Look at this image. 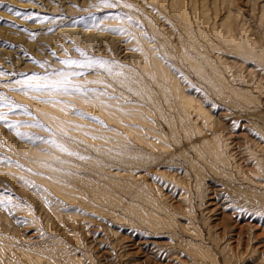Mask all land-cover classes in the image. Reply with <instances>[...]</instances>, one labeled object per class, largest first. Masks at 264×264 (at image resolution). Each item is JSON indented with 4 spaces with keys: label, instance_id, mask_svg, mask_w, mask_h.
<instances>
[{
    "label": "rangeland",
    "instance_id": "374dc122",
    "mask_svg": "<svg viewBox=\"0 0 264 264\" xmlns=\"http://www.w3.org/2000/svg\"><path fill=\"white\" fill-rule=\"evenodd\" d=\"M110 2L0 0V264H30L24 249L49 264H224L225 254L232 264H263L264 0H218L216 10L209 0L208 24L182 21L156 0ZM228 7L239 47L212 24ZM119 13L132 20L122 30L113 27ZM241 25L249 34L240 40ZM152 55L212 124L185 112L169 80L147 69ZM86 88L123 108L143 107L148 123H125L151 127L162 144L128 136L77 99ZM43 108L99 127H59ZM214 137L227 163L210 153L206 139ZM185 240L215 260L194 261Z\"/></svg>",
    "mask_w": 264,
    "mask_h": 264
},
{
    "label": "bare ground",
    "instance_id": "6f19581e",
    "mask_svg": "<svg viewBox=\"0 0 264 264\" xmlns=\"http://www.w3.org/2000/svg\"><path fill=\"white\" fill-rule=\"evenodd\" d=\"M156 1H159V3L161 5H163V6H165V7H169L173 11V14H175L179 18H181L182 21H185V22L188 21L190 19V15H191L196 21H198L200 23H206V24L210 23V10H211V8L208 5V1L209 0H201L200 7L197 6V0H156ZM217 1L218 0H212V2H211L213 4V7H214L215 10L217 8ZM222 2H223V5L225 6V4H227L226 2H228V0H222ZM228 8L229 9H228L227 12H224V13L216 15V19H215V21L212 24H213V26H217L219 28V32L218 33H221V34L223 33V36H225L224 38L229 40L228 42H232L233 45L239 47L240 44H239L238 38H237L238 34H235V32L233 30L235 14H236L235 10L236 9L233 8V7H228ZM170 9H168V10H170ZM263 11H264V6L262 7V11H261L260 16H259L260 21H262V22L264 21V12ZM113 18H114L113 21H115L113 27L115 29H117V30L118 29L119 30L124 29L126 27L125 23L126 22L128 23V22L132 21V20L129 19V17L127 15H123L121 13L114 15ZM217 22H219V23L217 24ZM179 23H180V20H179ZM97 24L98 23H96V25ZM100 26H101V24H100ZM238 30L242 31L240 36H239L240 40H241V38L243 36V32L246 35L249 34V31H247L246 28L243 25H241ZM100 32H102V31H100ZM261 32H263V30ZM103 34H101V35H103ZM247 37H250V39L253 38L251 35L247 36ZM259 43H260V41H259ZM256 45H257V43H256ZM261 46H262V44H261ZM186 54L188 55V53H186ZM180 55H182V54H180ZM187 55H184V56H187ZM152 63L154 65V67L152 68L149 65H147V69H149L151 71L154 70L156 73H158V75H160L164 79L169 80V82H170L169 93L172 92L177 97L179 104L181 105V107L183 108V110L185 112H187V113L194 112L197 115H199L202 118H204L209 123L212 124L214 122L213 121V117H211V115L209 114L210 112L208 113V111L204 108L202 103L200 101H198V99H196L195 97H193L191 95H188V93L186 94L181 89V83L178 80V77L174 73H172L170 69L164 67L163 61L161 59H159L158 56L154 57L152 55ZM192 63L194 64L195 67L199 68L200 63L195 62V61H193ZM95 77L97 78L98 75H95ZM116 78H118V77H116ZM99 90L100 89L86 88L85 92H78L76 98L79 99V100H82V101H85V102H89L90 104H92L94 107H96V109L100 113H102L108 119L113 120L115 123H117L121 127H123L125 129L126 134L128 136H132L133 138H135V139H137V140H139L140 142H143V143H150L151 144L153 141L158 140L157 144H162V142L159 139H155V138L151 139L150 138L152 136V133L154 132L151 127L144 126V125L143 126L131 125V124L125 123V119H132V120H136V121H139V122H142V123H148L149 120H148V118L145 115V109L143 107L141 108L140 105H138L136 103H130L129 102V103H126V107L123 108V107L115 104V101L113 99H108L104 95V91L103 90H100V91ZM55 91L59 92V88H56L54 91L52 90L50 92H55ZM31 92L34 93V94L37 93V91H35V90H32ZM250 97L254 98L255 96L252 95V94H246L245 99L250 100ZM35 98H37V97H35ZM48 103L51 104V105H54V106H56L58 108H60V104H61V102L56 101V100H53V101L48 102ZM41 113H42L44 118H46L47 120L55 123L59 127L61 126V127L65 128L68 124H74V125H77V126L82 127V128H95L96 129V128L99 127L97 125L93 126L94 122L89 123L88 121H90V120L88 118H86V117H82L83 114L79 118H77V120H76L78 122L77 123V122H68L66 120H60L61 118H58L57 116H55L54 114L51 113V108H48V109L43 108L41 110ZM65 117H66V115H65ZM20 131L21 132H25V133H29V130H27V129H21ZM108 132L113 133V129H109ZM206 143L208 145V149L210 150V153L216 159L220 160L223 163H227L228 162L227 158L223 155L221 141H220V139L218 137H214L212 139L211 138L210 139H206ZM256 160H257V158H253V161H256ZM124 174L122 173L121 175H124ZM255 175L257 177H260V171H257L255 173ZM129 176L134 177L135 179H140V178H138L139 176L136 177L135 174L134 175H129ZM51 182L56 184L57 186H60L58 183H56L54 181H51ZM64 189H66V187L62 186V190H64ZM54 208L57 209V210H60V208H58L57 206H54ZM153 221L155 222V220H153ZM191 231H193L195 234H198V230L197 229H193L192 228ZM184 242H185V244L183 246L193 256L194 261L197 258V256L198 257H202V258H209L211 260H215V254L211 251V249L203 247L200 244H196V243H194V242H192L190 240H185ZM2 243L3 242H0V250H3V246H1ZM5 246L6 245H4V247ZM8 248L9 247H7V249ZM226 249H230V247L229 246L223 247V251H225ZM20 252L24 255V257L28 260V262L30 264H44V263L49 264L50 263L49 260H48L49 256L44 254V253H42V252H37V251L32 250V249H26V250L24 249V251H20ZM227 255L228 254H225V256H224V264H232V262L228 259ZM263 259H264V256H263ZM77 260H78L77 258L73 257L70 262H73V263L77 264V262H76ZM70 262H67L66 264H70ZM262 263L264 264V262H262ZM9 264H11V261H10ZM12 264H24V262L16 260V261H13Z\"/></svg>",
    "mask_w": 264,
    "mask_h": 264
},
{
    "label": "snow or ice",
    "instance_id": "6c2138e0",
    "mask_svg": "<svg viewBox=\"0 0 264 264\" xmlns=\"http://www.w3.org/2000/svg\"><path fill=\"white\" fill-rule=\"evenodd\" d=\"M100 2L105 7L111 8V7H115L116 6L115 4L111 3L110 0H100ZM66 62L67 63H77L76 61H66ZM97 63H100L101 66H103V61H98ZM29 87H37V88H39L40 85H38V84L37 85H31V84H29ZM2 118L3 117H0V119H2Z\"/></svg>",
    "mask_w": 264,
    "mask_h": 264
}]
</instances>
